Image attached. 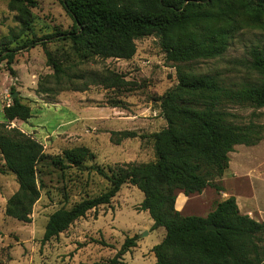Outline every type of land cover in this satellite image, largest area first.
<instances>
[{"label":"trees","instance_id":"16d2710c","mask_svg":"<svg viewBox=\"0 0 264 264\" xmlns=\"http://www.w3.org/2000/svg\"><path fill=\"white\" fill-rule=\"evenodd\" d=\"M60 1L73 20V28L47 40H69L81 61L95 56L130 60L137 51L136 41L153 36L159 39L166 60L176 67L177 84L155 99L166 127L147 136L153 142L154 160L117 164L109 173L97 168L108 180V189L51 213L42 242L59 237L89 211L110 204L123 185H131L144 195L140 209L150 214L152 229H165L162 241L152 248L155 264H264V223L241 214L234 197L218 202L205 217L183 215L175 207L179 192L191 196L208 187L221 191L218 182L229 166V153L236 145L253 146L264 139L262 127L235 123L236 116L229 110L231 105L264 107V46L249 50L246 66L255 78L239 86L218 75L197 72L192 65L222 56L235 33L249 21L261 23L264 0ZM21 15L22 24L30 29L29 12L21 11ZM10 43L0 49V63H13L16 50ZM37 45L44 49L55 82L61 85L70 78L68 67L53 57L46 42L31 39L23 47ZM9 70L13 72L11 67ZM92 82L106 89L124 85L123 77L111 70L103 71ZM86 87L75 90L85 91ZM14 92L12 88L11 94ZM3 113L6 121L0 122V156L18 183L4 212L7 217L30 223L43 188L38 166L49 156L39 141L18 128H9L11 121L26 122L32 117L21 96L12 98ZM137 137L146 136L131 130L111 132V142L117 145ZM54 159L59 167H80L94 160L95 153L78 146ZM209 225L215 230H208ZM136 241L137 236L127 238L103 264H122Z\"/></svg>","mask_w":264,"mask_h":264},{"label":"rangeland","instance_id":"374dc122","mask_svg":"<svg viewBox=\"0 0 264 264\" xmlns=\"http://www.w3.org/2000/svg\"><path fill=\"white\" fill-rule=\"evenodd\" d=\"M21 11L29 12L30 29L22 24ZM72 28L73 20L60 0H0V49L11 41L9 47L16 50L11 65L0 63V119L4 118L2 109L12 102L13 88L30 106L32 117L26 122L11 121L9 128H18L39 141L49 156L38 166L43 188L30 223L5 215L7 199L18 183L0 156V264H103L134 236L136 246L129 250L134 254L126 255V264H145L152 256V247L164 238L165 229H152L150 214L140 209L144 195L131 185H123L110 204L89 211L63 235L42 242L51 213L108 189V180L97 168L109 173L117 164L154 160L153 142L147 136L166 126L155 99L177 84L176 67L166 60L158 38L137 40L136 54L130 60L95 56L81 61L69 40L46 39ZM31 39L46 42L53 57L68 67L69 80L65 78L61 85L55 82L43 47H23ZM256 45L264 46V17L261 23L243 25L222 56L192 65L197 72L218 75L239 86L255 78L246 61ZM105 70L121 75L124 85L106 89L92 82ZM83 86H87L85 91L75 90ZM229 110L236 116L235 123L255 124L262 127L264 135V107L231 105ZM122 130L146 137L126 139L118 145L111 142V132ZM78 146L88 147L95 159L80 167L63 168L55 163L54 158L61 157L64 150ZM257 159L246 162L245 168H251ZM220 196L222 192L212 187L206 188L202 197L191 195L184 215L207 216ZM205 200L209 204L203 205ZM78 249H82L80 260L75 259Z\"/></svg>","mask_w":264,"mask_h":264},{"label":"crops","instance_id":"0c3cea01","mask_svg":"<svg viewBox=\"0 0 264 264\" xmlns=\"http://www.w3.org/2000/svg\"><path fill=\"white\" fill-rule=\"evenodd\" d=\"M2 115L4 116V113ZM0 122H5V117L0 119ZM255 157L258 158V162L254 163L251 168L246 169L245 163L255 159ZM227 170L229 172L226 174ZM226 171L219 180L223 188L220 202L229 197H234L241 214L248 215L257 222L264 223V139L253 146L236 145L234 150L229 153V166ZM205 191L206 189L197 196L202 197ZM191 201V196L179 192L175 207L184 215ZM206 204H209V200L204 201L203 205ZM129 252L131 251L123 256L122 262L125 264V257ZM81 254L82 249H78L75 252V259L80 260ZM155 263L156 257L152 252L150 260L145 264Z\"/></svg>","mask_w":264,"mask_h":264},{"label":"water","instance_id":"95a60500","mask_svg":"<svg viewBox=\"0 0 264 264\" xmlns=\"http://www.w3.org/2000/svg\"><path fill=\"white\" fill-rule=\"evenodd\" d=\"M18 96H19V93L18 92H14L12 94V98H15V97H18ZM207 229L208 230H215V227L213 225H209V226H207Z\"/></svg>","mask_w":264,"mask_h":264},{"label":"built area","instance_id":"2783aa9c","mask_svg":"<svg viewBox=\"0 0 264 264\" xmlns=\"http://www.w3.org/2000/svg\"><path fill=\"white\" fill-rule=\"evenodd\" d=\"M8 105H10V104H8ZM9 126H10V124H9Z\"/></svg>","mask_w":264,"mask_h":264}]
</instances>
